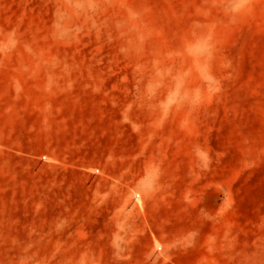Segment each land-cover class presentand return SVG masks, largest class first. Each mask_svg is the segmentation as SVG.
I'll list each match as a JSON object with an SVG mask.
<instances>
[{"label": "rangeland", "instance_id": "rangeland-1", "mask_svg": "<svg viewBox=\"0 0 264 264\" xmlns=\"http://www.w3.org/2000/svg\"><path fill=\"white\" fill-rule=\"evenodd\" d=\"M9 86L27 93L26 151L49 129L71 167L106 155L114 174L68 184L54 159L15 170L0 151V264H159L179 199L264 239V0H0Z\"/></svg>", "mask_w": 264, "mask_h": 264}, {"label": "crops", "instance_id": "crops-1", "mask_svg": "<svg viewBox=\"0 0 264 264\" xmlns=\"http://www.w3.org/2000/svg\"><path fill=\"white\" fill-rule=\"evenodd\" d=\"M25 96L27 93L17 86H9L0 91V100L5 102L0 118V151L10 168H21L24 156L29 154L54 159L56 164L52 167H58L55 169L60 170L68 184L72 174L80 176L83 181L82 177L86 176L79 169L91 166H95L98 173L101 172L106 177L114 174L106 155H102L96 163L87 161L84 165L71 167L69 138L62 133L60 142L49 129L37 132L34 141L31 140L36 144L35 148L31 152L26 151L21 124L22 101ZM27 109L31 111L32 107ZM95 179L102 182L105 178L96 176ZM212 192L215 195L213 189ZM207 203L197 201L193 206L198 211L186 214L183 213L184 203L181 199L166 205L160 216L162 223L158 236L167 259L160 260L159 264H264V239H249L245 219L241 224L238 216L214 214L213 210H206ZM118 205L117 198L112 195L105 205L102 202L103 211H109L108 214L101 213L102 223L105 224L107 219L115 215Z\"/></svg>", "mask_w": 264, "mask_h": 264}, {"label": "built area", "instance_id": "built-area-1", "mask_svg": "<svg viewBox=\"0 0 264 264\" xmlns=\"http://www.w3.org/2000/svg\"><path fill=\"white\" fill-rule=\"evenodd\" d=\"M95 172H96V173H98V171H97V170H95ZM136 198H139V195H138V194H137V195H135V197H134V200H135Z\"/></svg>", "mask_w": 264, "mask_h": 264}]
</instances>
